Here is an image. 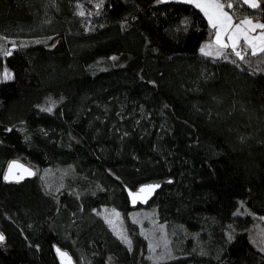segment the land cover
I'll use <instances>...</instances> for the list:
<instances>
[{"label": "trees", "instance_id": "1", "mask_svg": "<svg viewBox=\"0 0 264 264\" xmlns=\"http://www.w3.org/2000/svg\"><path fill=\"white\" fill-rule=\"evenodd\" d=\"M224 2L264 20V3ZM212 35L180 0H0V36L14 39L0 45V75L14 77L0 79V264H59L55 242L75 264H264L245 228L264 216V53L206 56ZM14 156L36 172L6 183ZM57 166L69 174L54 192L40 170ZM165 176L144 206L187 234L151 261L136 223L128 246L97 209L131 210L125 186Z\"/></svg>", "mask_w": 264, "mask_h": 264}, {"label": "rangeland", "instance_id": "2", "mask_svg": "<svg viewBox=\"0 0 264 264\" xmlns=\"http://www.w3.org/2000/svg\"><path fill=\"white\" fill-rule=\"evenodd\" d=\"M77 2V1H76ZM77 5L79 12H83L82 5ZM43 40L44 37L36 38H22L18 39L20 43H26L30 40ZM12 42L13 38H4L0 36V45L4 42ZM242 51V50H240ZM115 55L109 57L97 58L90 67L92 69L103 68L109 63L115 62ZM69 174V170L63 167H47L40 170V178L42 182L46 184L50 190L56 192L63 186L65 176ZM236 213L244 214L245 209L238 207L235 210ZM97 213L104 219L111 230L126 244L128 245L122 237H126L131 241L128 233V223L134 222L139 228V232L146 238L147 241V251L146 256L151 261L167 259L173 255L175 248L179 244V240L185 237L187 233L184 230H180L177 226L172 225L168 227L165 223L160 222L157 218L156 207L154 205L141 206L137 208H132L125 212L116 209L110 205H103L97 209ZM118 214V215H117ZM243 221H239V225H242ZM248 234L253 242L264 250V216H255L252 221L245 226ZM189 234V233H188ZM193 240L192 249L204 252L207 250L206 243L207 240L199 238L195 233H190ZM129 246V245H128Z\"/></svg>", "mask_w": 264, "mask_h": 264}, {"label": "snow or ice", "instance_id": "3", "mask_svg": "<svg viewBox=\"0 0 264 264\" xmlns=\"http://www.w3.org/2000/svg\"><path fill=\"white\" fill-rule=\"evenodd\" d=\"M185 2L194 3L197 8H200L204 15L208 18L211 27L216 30V57L224 56V58H227L225 55V50L231 48V51L236 57H239L240 60H244L245 56L241 54V51L237 50V48L241 45V41H243L244 47L250 50V54L252 56H257L264 53V23H254L248 17H244L243 19H240L239 22L234 23L233 17L229 15L228 12L224 11L225 7L231 9L233 5L231 3L225 5L224 3H221V0H185ZM242 2L248 7L255 9L260 7L261 3H264V0H242ZM79 14L81 16L84 15L82 11ZM257 30H260L259 34L253 35V33L257 32ZM226 40L228 42H225ZM36 43H40V41H36ZM212 47L213 45L211 44L205 45L200 49V51L204 55L210 56L213 55V53L206 49H211ZM3 55H11V50L4 51ZM112 59H116V57H112ZM13 78V74L5 67L2 75H0V79L3 81H8L12 80ZM44 110L49 112L52 111L51 108ZM13 168H23V165H19L15 161L11 162L9 164L8 174L4 176V179L15 180L16 182H19L24 178V176L22 174H14ZM24 172L28 175L35 174L28 169H24ZM158 187L159 184H148L142 186L137 193H130V195L133 197V203L136 202L137 196L151 193ZM3 239V235H0V241ZM122 239L129 246H131L130 240H128L126 237H122ZM57 252H60V250L57 249ZM60 254L62 257H67V253L60 252ZM68 260L70 262L71 258L68 257Z\"/></svg>", "mask_w": 264, "mask_h": 264}, {"label": "water", "instance_id": "4", "mask_svg": "<svg viewBox=\"0 0 264 264\" xmlns=\"http://www.w3.org/2000/svg\"><path fill=\"white\" fill-rule=\"evenodd\" d=\"M13 161H15L19 165H23V168H13L14 174H22L24 176V178L22 180H20L19 182H22V181L29 179L33 176V175H28L27 173H25L24 169H28L29 171H31L33 173L36 172L35 166L33 164H31L30 162H28V161H26L20 157H16V156L10 157L5 162V165H4L3 171H2V179L6 183H10V182L19 183V182H16L15 180H5L4 179V176L6 174H8L9 164ZM171 180H172V178L169 176L152 177V178H149V179H146V180L139 182L134 187L125 186L124 189H125L126 196L128 199L129 207L135 208L137 206H144V205L148 204L150 202V200L153 198V196L155 195V193L157 192V190L160 189L164 183L170 182ZM148 184H159V187L156 188L151 193L141 194L140 196H137L136 202L133 203V197H132V195H130V193H137L142 186L148 185ZM0 235H3L1 230H0ZM3 241H4V239L2 241H0V243H2ZM57 249H59L60 252L67 253V257H62L60 252H57ZM53 250H54V253L56 255V258H57L59 264H75V260H74L73 256L71 255V253L68 251V249L60 246L59 244H57L55 242V243H53ZM68 257L71 258L70 262L68 260Z\"/></svg>", "mask_w": 264, "mask_h": 264}, {"label": "crops", "instance_id": "5", "mask_svg": "<svg viewBox=\"0 0 264 264\" xmlns=\"http://www.w3.org/2000/svg\"><path fill=\"white\" fill-rule=\"evenodd\" d=\"M180 1H185V0H180ZM225 0H221V3H224L225 4V2H224ZM229 1V0H228ZM191 4H193L194 6H195V4L194 3H191ZM200 9V8H199ZM201 10V9H200ZM224 11H226V12H228L229 13V15H231L232 17H233V22L234 23H237V22H239V20L240 19H243L244 17H248L249 19H251L254 23H264V20L263 19H256V18H253V17H251V16H244V17H242V18H240V19H235L234 18V16H233V14L231 13V11L229 10V8H227V7H225V9H224ZM202 13H203V11H201ZM204 14V13H203ZM205 16V15H204ZM205 18H206V20H207V23H208V25L211 27V25H210V23H209V21H208V18L205 16ZM212 28V27H211ZM212 30H213V35H212V37L211 38H208V39H206V40H203L202 42H201V45H200V49L202 48V47H204L205 45H209V44H211V45H213V47L211 48V49H206V50H208V51H211L212 53H213V55L215 56V52H216V50H217V46L215 45V29H213L212 28ZM259 31L260 30H257V32L256 33H253V35H258L259 34ZM225 42H228L227 40L225 41ZM230 43V42H229ZM240 48H241V50H243V49H247L246 47H244V45H243V41H241V45L239 46ZM229 50H230V48L229 49H226L225 50V53H229ZM247 50H249V49H247Z\"/></svg>", "mask_w": 264, "mask_h": 264}, {"label": "built area", "instance_id": "6", "mask_svg": "<svg viewBox=\"0 0 264 264\" xmlns=\"http://www.w3.org/2000/svg\"><path fill=\"white\" fill-rule=\"evenodd\" d=\"M237 50H238V51H240V50H241V48H240V47H238V48H237ZM230 51H231V48H230ZM231 52H232V51H231ZM232 53H233V52H232Z\"/></svg>", "mask_w": 264, "mask_h": 264}]
</instances>
